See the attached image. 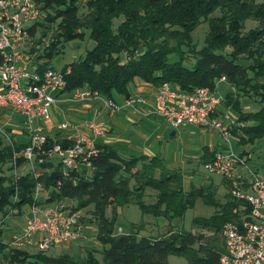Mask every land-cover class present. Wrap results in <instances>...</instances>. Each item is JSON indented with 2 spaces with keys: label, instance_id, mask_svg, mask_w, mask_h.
I'll list each match as a JSON object with an SVG mask.
<instances>
[{
  "label": "trees",
  "instance_id": "obj_1",
  "mask_svg": "<svg viewBox=\"0 0 264 264\" xmlns=\"http://www.w3.org/2000/svg\"><path fill=\"white\" fill-rule=\"evenodd\" d=\"M79 1L36 0L40 18L28 27L30 36L39 33L42 38L47 26L56 21L55 34L46 47L28 50L34 72L39 76L45 69L53 68L50 60L58 52L59 44L81 39L85 32L92 41L82 58L59 68L64 80L60 92L72 93L86 87L106 98L126 97L134 78L154 87L166 82L184 92L194 87L213 90L223 76L229 89L221 96L220 106L230 109L235 117V124L229 130L232 141L246 145L264 138L263 2L84 0L80 5ZM80 8L84 9L81 15ZM248 18L255 25L243 31ZM201 22L206 23L207 30L202 45L197 48L190 32ZM189 60V66L184 64ZM27 142L26 139L24 143H15L11 139L9 144L0 135V211L4 214L9 208L15 209L18 215L22 206L34 202L36 184L43 195L37 204L73 201L71 210L91 207L85 212L88 217L82 215L80 220L95 224V237L101 245L100 260L91 250L74 260L68 252L51 256L45 251L30 253L10 248L0 230V264H168L169 255L184 258L186 264H219L223 248L215 243V235L220 234L224 223H239L249 214L246 201L235 199L227 192L220 203L209 185H190L183 190L180 170L168 168L154 155L123 156L105 143L94 144L97 153L89 158V167L68 170L65 175L54 158L37 164L34 172L27 169L21 175H3V167L13 168V154L20 152ZM53 144L65 147L71 140L45 135L44 147ZM212 156L213 151L203 147L201 164ZM14 163L18 167L25 160L17 155ZM226 180L229 187L245 186ZM146 188L154 191L153 202L142 200ZM197 198L214 211L206 218H193L191 223L210 231V237L172 228L162 236H138L134 230L113 233L115 209L119 206L132 203L141 214L170 220L180 218ZM107 207L111 209L110 216L104 215Z\"/></svg>",
  "mask_w": 264,
  "mask_h": 264
},
{
  "label": "built area",
  "instance_id": "obj_2",
  "mask_svg": "<svg viewBox=\"0 0 264 264\" xmlns=\"http://www.w3.org/2000/svg\"><path fill=\"white\" fill-rule=\"evenodd\" d=\"M40 11L36 0H0V108L11 107L23 119L27 145L13 154V175L16 176L14 157L21 155L30 171L35 166L54 158L60 163L62 174L68 170L89 167V158L97 153L94 141L103 135L96 122H85L88 134L76 131L71 144L61 147L53 144L44 147L43 125L50 123L49 108L55 103L56 94L64 86L59 69L47 68L41 76L34 72L28 50L36 38L28 33V27L39 20ZM219 82L225 79L221 76ZM100 99L99 94L88 89L74 91L72 101ZM222 97L214 89L194 87L181 91L169 83H161L149 103L144 96L129 94L118 105L111 99L103 101L102 107L111 115L121 107L137 112L139 107H148L146 114L159 117L172 129L191 125L215 131L223 147L213 150L212 159L202 164L203 169L221 178L236 179L234 168L244 165V159L230 147V128L235 117L227 111L217 112ZM227 109V108H226ZM35 122H37L35 124ZM67 123L58 125L66 128ZM0 135L11 144V139L0 129ZM252 192L232 188L231 197L244 200L249 205V214L239 223L226 222L222 225V252L219 264H264V178L250 174ZM40 185L33 191L34 202L26 206L27 213L22 227L11 233L5 241L7 247L25 249L33 247L44 252L50 247L75 241L83 236V224L79 210H71L63 201L37 204Z\"/></svg>",
  "mask_w": 264,
  "mask_h": 264
},
{
  "label": "crops",
  "instance_id": "obj_3",
  "mask_svg": "<svg viewBox=\"0 0 264 264\" xmlns=\"http://www.w3.org/2000/svg\"><path fill=\"white\" fill-rule=\"evenodd\" d=\"M217 82L221 83L219 81ZM84 89L87 88L81 87L74 91H80ZM156 89L157 87L134 78L128 85V95L136 94L144 96L146 97L147 101L151 103ZM70 95L71 92H58L56 94L55 103L51 106L50 123L43 125L42 127L43 134L47 137L53 139L70 140L76 131L89 135L90 133H88V130L83 126V124L85 122L92 121L98 123L103 130V135L97 137L94 141V144L96 142L109 144L123 156H136L141 154L147 156L154 155L161 159V162L165 166L166 160L162 155L163 148L161 142L166 139L175 138L178 136L179 132L186 135H190L192 133L197 134V138L195 139L197 142L191 143L183 148V151H185V156L181 159V163H183L182 165L188 163L201 164L200 157L203 147H206L208 151L221 149V147L218 146V138H214V134H218L215 131L209 130L205 127L192 126L194 132L190 129H186L191 125L179 127L178 129H172L167 126L159 117L152 114H146L148 107L145 106L139 107L137 112H131L128 108L121 107L111 115H108L107 111H105L102 105L103 101L110 98L99 95L100 99L72 101L70 99ZM124 98L125 97L121 95H114L113 99L111 100L120 105ZM221 111H224V108L219 106L217 108V112L221 113ZM62 122H66L67 126L64 129H59L58 125ZM36 123L37 122H35V124ZM0 127L1 129L3 128L2 130L15 143L26 142L27 137L23 128V119L18 113L14 112L11 107L7 106L0 108ZM203 132L208 133L207 137ZM256 141H264V138L255 140L254 142ZM254 142L246 145L237 144L239 148L235 151V153L240 155L245 161L244 165H237L234 168L237 179H233L232 182L239 184V186H241L243 183L245 186H241L240 189L247 192H252L250 185L251 173L264 178V165L260 164V160L258 158L259 154L254 155L256 153L253 151L255 144ZM245 146L248 147L244 148ZM252 159H254V161H252ZM23 165L26 164L18 166L16 170L23 171ZM180 172L182 174V180L186 176H194L191 171L184 173L180 170ZM19 174L21 175L23 172H20ZM213 176L217 175H204V180H202L201 183L196 184V186H211L215 191L214 197L216 200L222 203L225 199V193H229L230 189L235 187H229V183L226 179L217 176L219 180L216 181ZM22 225L23 222L20 224V228ZM97 243L94 245V247L98 249L100 244Z\"/></svg>",
  "mask_w": 264,
  "mask_h": 264
},
{
  "label": "rangeland",
  "instance_id": "obj_4",
  "mask_svg": "<svg viewBox=\"0 0 264 264\" xmlns=\"http://www.w3.org/2000/svg\"><path fill=\"white\" fill-rule=\"evenodd\" d=\"M255 2H263L264 0H254ZM84 0H80L79 4L82 5ZM84 12V9H79V14L81 15ZM217 12V10L215 11ZM255 25L254 21L250 18L246 19L244 21L243 31L247 30L248 28ZM56 26V21L52 22L45 33V36L42 38H39V33L35 36V38L38 39V42L34 43L31 47H33L34 50L39 51V49H42L46 47L49 38L52 37L55 32L54 28ZM207 30V25L205 22L199 23L191 32H190V38L193 44L196 45L197 48H199L202 45L203 35ZM87 32L84 33L83 37L81 39H73L69 42H63L62 44H59L57 46V53L53 56V58L50 60L51 66L54 69H59L63 64L68 63L71 60H77L82 58L84 52L89 49L92 46V41L87 37ZM40 53V52H38ZM191 57V56H189ZM172 58V57H170ZM184 64L190 65L189 61H184ZM228 86L224 83H218L215 84V93L219 96H222L227 90ZM245 98H241L242 101H244ZM51 108H49V115L51 117ZM225 111H227L230 115H233V112L230 109L224 108ZM1 129V127H0ZM3 129V128H2ZM186 129H190L194 132L192 126H188ZM204 130V129H202ZM204 135L207 137V132H203ZM218 138V146L223 147V143L219 139L218 135L214 134V138ZM197 138V134H190L186 135L181 132H179L178 136H176L173 139H166L161 142L162 148H163V157L166 160V166L168 168H178L184 173H188L191 171L192 174H194L193 177H184L182 180V189L187 190L189 186L201 183L202 180H204V175H210L207 173L203 167L202 164H185L182 165L181 159L185 156V151H183V148L191 143L197 142L195 139ZM198 140V139H197ZM260 142V143H259ZM254 142V148L253 151L256 152L254 155L259 154V160L260 164L264 165V141ZM258 143V144H257ZM257 144V145H256ZM230 147L235 152L239 146L234 143V141H230ZM248 146H245L244 148H247ZM254 161V159H252ZM23 171L16 170V175H18L20 172H25L27 169H29L28 165H23ZM3 175H12L13 169H6V167H3ZM215 180H219L217 176H213ZM219 193V192H218ZM154 191L151 189L146 188L144 190V195L142 197V200L145 203H150L154 201ZM221 200V199H220ZM73 201H66L65 204H68L69 206L72 205ZM91 207H86L84 209L79 210V213L81 215H85L88 217V215L85 214L87 209H90ZM20 213L17 215L15 214V209H7L5 210L4 214L2 211H0V230H2V239L5 241L8 236L11 233H14L19 230L20 224L25 219V214L27 213V208L25 206H22L20 208ZM213 207L210 205H206L202 202L201 199L197 198L192 207L186 209L183 213V215L180 218H172L170 220H167L163 217H151L146 214H141V212L138 210L136 205L130 203L127 205L119 206L115 209L114 214V222H113V233H121L125 234L130 232L131 230H134L137 232L138 236H162L168 229L172 230H186V231H196L201 232L205 237H210L211 232L207 231L205 229L197 228L192 225L191 220L195 217H202L206 218L213 214ZM105 216L111 215V209L110 207H107L104 211ZM82 217V216H81ZM83 229L82 234L83 236L75 241L66 243V244H59L50 247L48 250L45 251V254L51 255V256H57L61 253L68 252L74 260H79L82 257L85 256L86 250L93 251V256L96 257L98 260H100V248L101 245L97 248L94 247V245L97 243L95 234H96V226L94 223L88 224V223H82ZM215 243H217L220 247L222 246V238L221 234L215 235ZM98 244V243H97ZM25 250H27L30 253H36L37 250L33 247H26ZM68 250V251H67ZM98 250V252H97ZM167 262L168 264H186V261L182 257H177L173 255L167 256Z\"/></svg>",
  "mask_w": 264,
  "mask_h": 264
}]
</instances>
